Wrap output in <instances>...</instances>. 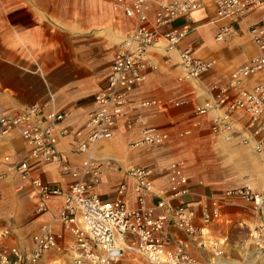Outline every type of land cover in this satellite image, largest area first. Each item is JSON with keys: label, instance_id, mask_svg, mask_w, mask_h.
I'll list each match as a JSON object with an SVG mask.
<instances>
[{"label": "crops", "instance_id": "1", "mask_svg": "<svg viewBox=\"0 0 264 264\" xmlns=\"http://www.w3.org/2000/svg\"><path fill=\"white\" fill-rule=\"evenodd\" d=\"M167 1L153 0L150 16L159 2ZM262 15L264 6L247 15L240 34L218 41L221 21L216 18L214 0H203V6L191 14L193 30L178 48L189 46L195 55L215 59L216 66L198 80L184 79L177 50L151 48L148 57L154 67L144 84L130 92L128 100V114L141 122L128 129L121 119L112 137L97 144L98 154L112 165L103 171L94 188L103 199L116 197V186L124 181L122 198L135 205L133 180L124 174L135 164L153 169L155 186L170 187L168 168L178 160L185 162L189 177L191 193L184 196L186 201L200 211L210 197L220 198L221 218L210 226L209 244H190L191 253L201 264L264 262L249 238L252 224L258 221L256 212L238 197L223 195L246 184L264 190V156L241 145L225 144L213 134V110L203 115L194 113L196 106L213 98L210 84L214 78L224 81L236 67L264 53L246 34L245 27L259 22ZM132 22L121 10H114L108 0H0V114H14L33 103L47 104L48 108L69 113V128L83 126L94 107L95 94L107 83L119 40ZM182 22L179 19L173 26L179 27ZM256 79L251 77L245 85L249 87ZM145 126L166 132L168 139L155 147L130 148L128 142L140 138ZM75 144L72 134L59 137L63 156L79 165L82 155L74 151ZM6 154L30 160L22 138L0 141V174H4L0 177V231L10 229L0 238V249L28 247L39 226L52 221L63 196H52L48 209L36 213V193L28 183L18 188L22 184L19 176L7 171L3 163ZM31 170L33 176L63 189L72 180L70 174L62 173L60 163H37ZM54 228L61 229L60 223L55 221ZM168 230L177 238L188 239L175 226ZM70 238L66 233V239ZM215 242L221 249L218 255L214 254ZM59 256L62 254H55Z\"/></svg>", "mask_w": 264, "mask_h": 264}, {"label": "built area", "instance_id": "2", "mask_svg": "<svg viewBox=\"0 0 264 264\" xmlns=\"http://www.w3.org/2000/svg\"><path fill=\"white\" fill-rule=\"evenodd\" d=\"M108 1L133 22L119 40L107 83L95 94L85 124L69 128L68 112L39 103L26 105L14 114H0V141L20 137L29 148L30 160L6 154L3 163L7 171L19 176L22 184L18 188L26 183L33 188L37 195L35 212H45L52 196H63L52 221L39 226L28 247L0 249V264L66 262L52 259L51 253L67 254L68 264H114L128 253H137L150 264H201L191 253L190 244L206 247L211 224L221 218L219 197H210L200 211L184 199L191 189L182 160L172 162L168 168L170 187L155 186L150 166L135 164L125 169L124 174L133 180L135 205L122 198L124 181L117 184V195L112 199H103L94 191L103 171L112 166L98 154L97 144L112 137L119 120L125 119L128 129L141 122L128 114V100L130 92L144 84L154 67L149 50L156 46L177 50L184 79L198 80L217 64L215 59L195 55L189 46L178 48L193 30L191 14L203 6V0L159 2L153 17V0ZM214 6L216 18L221 21L216 39L225 41L240 34L247 15L264 6V0H214ZM179 19L183 22L174 27ZM245 27L252 42L264 51V15L259 22ZM253 76L257 79L247 87V80ZM214 79L210 84L213 98L196 106L194 113L203 115L213 110V134L225 144L241 145L264 156V53L236 67L226 80ZM68 134L76 139L74 151L82 155L79 165L71 164L58 147L59 137ZM141 134L128 142L130 148L155 147L168 139V134L156 127L145 126ZM37 163H60L62 173L72 178L68 187L63 189L33 176L31 167ZM223 195L236 196L252 206L258 221L252 224L249 238L256 253L264 256V190L246 184L228 189ZM55 221L61 229L54 228ZM170 226L184 232L188 239L175 237L168 230ZM9 233V228L1 230L0 238ZM66 233L70 239H66ZM213 247L215 255L221 253L216 242Z\"/></svg>", "mask_w": 264, "mask_h": 264}, {"label": "rangeland", "instance_id": "3", "mask_svg": "<svg viewBox=\"0 0 264 264\" xmlns=\"http://www.w3.org/2000/svg\"><path fill=\"white\" fill-rule=\"evenodd\" d=\"M55 254L51 253V257H53L52 259H57L55 257ZM233 256H234V254H233ZM59 257H61V259L66 261L64 264L69 263L68 262L69 256L67 254H62V256H59ZM114 264H150V263L148 261H146V259L144 257H142L141 255H139L137 253H130V254H126L122 260H119V261L115 262ZM258 264H264V262L258 263Z\"/></svg>", "mask_w": 264, "mask_h": 264}]
</instances>
